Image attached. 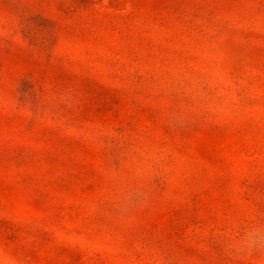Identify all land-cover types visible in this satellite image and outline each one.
Listing matches in <instances>:
<instances>
[{
    "label": "rangeland",
    "instance_id": "374dc122",
    "mask_svg": "<svg viewBox=\"0 0 264 264\" xmlns=\"http://www.w3.org/2000/svg\"><path fill=\"white\" fill-rule=\"evenodd\" d=\"M0 264H264V0H0Z\"/></svg>",
    "mask_w": 264,
    "mask_h": 264
}]
</instances>
